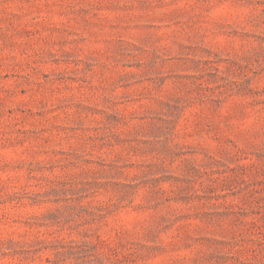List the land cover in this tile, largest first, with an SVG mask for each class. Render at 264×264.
<instances>
[{"label":"rangeland","instance_id":"1","mask_svg":"<svg viewBox=\"0 0 264 264\" xmlns=\"http://www.w3.org/2000/svg\"><path fill=\"white\" fill-rule=\"evenodd\" d=\"M0 264H264V0H0Z\"/></svg>","mask_w":264,"mask_h":264}]
</instances>
